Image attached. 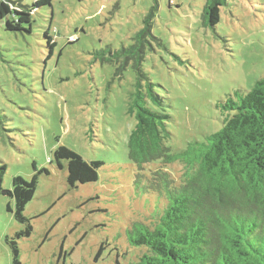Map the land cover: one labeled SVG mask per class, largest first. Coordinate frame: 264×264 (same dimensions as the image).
Segmentation results:
<instances>
[{
  "label": "rangeland",
  "instance_id": "rangeland-1",
  "mask_svg": "<svg viewBox=\"0 0 264 264\" xmlns=\"http://www.w3.org/2000/svg\"><path fill=\"white\" fill-rule=\"evenodd\" d=\"M154 1L142 69L166 101L172 151L219 130L221 104L264 77V0L224 1L214 28L206 0H51L31 13V31L0 20V264H12L6 237L26 228L17 210L32 228L18 240L21 264H131L145 251L126 237L135 221L156 224L158 209L127 158L135 72L115 76L104 52L132 42ZM72 160L93 181L72 188ZM164 168L179 182L180 163Z\"/></svg>",
  "mask_w": 264,
  "mask_h": 264
},
{
  "label": "trees",
  "instance_id": "trees-1",
  "mask_svg": "<svg viewBox=\"0 0 264 264\" xmlns=\"http://www.w3.org/2000/svg\"><path fill=\"white\" fill-rule=\"evenodd\" d=\"M224 1L206 0V25L216 26ZM42 5L51 7V0H35L31 6L21 0H0V20L5 19L8 30L31 31V13ZM157 6L154 1L128 46L104 52L115 65V76L122 77L128 66L135 72L127 110L135 125L127 137V158L137 171L134 182L139 180L146 191L158 194V209L152 214L156 224L135 221L126 228L129 245L145 248L131 264H264V77L248 91L235 90V97L221 104L225 117L219 130L172 151L166 101L142 69L149 40L156 39L152 23ZM153 162L161 167L152 170L149 178L141 171ZM175 162L183 166L179 182L164 168ZM89 165L98 169L101 162ZM5 171L6 165L0 164V193H6ZM93 176L75 160L68 164L67 182L72 188L93 181ZM14 217L27 222L26 228L5 241L12 264H21L18 240L30 236L32 228L19 210Z\"/></svg>",
  "mask_w": 264,
  "mask_h": 264
}]
</instances>
